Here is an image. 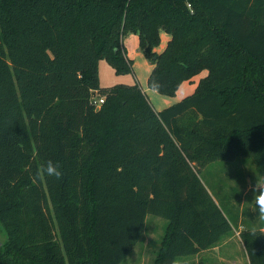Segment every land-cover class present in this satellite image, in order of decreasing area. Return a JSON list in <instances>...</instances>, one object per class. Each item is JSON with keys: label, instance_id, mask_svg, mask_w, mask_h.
Here are the masks:
<instances>
[{"label": "trees", "instance_id": "1", "mask_svg": "<svg viewBox=\"0 0 264 264\" xmlns=\"http://www.w3.org/2000/svg\"><path fill=\"white\" fill-rule=\"evenodd\" d=\"M130 34L148 89L194 92L157 112L137 84L100 88L99 61L132 71ZM236 158L264 181V0H0V264H121L148 215L167 221L154 264H178L231 232L198 170ZM49 160L60 179L37 178Z\"/></svg>", "mask_w": 264, "mask_h": 264}, {"label": "rangeland", "instance_id": "2", "mask_svg": "<svg viewBox=\"0 0 264 264\" xmlns=\"http://www.w3.org/2000/svg\"><path fill=\"white\" fill-rule=\"evenodd\" d=\"M130 38L125 42L124 48L126 52V57H128L129 60H131L132 65V71L125 75H116L114 70L103 60L99 61L101 64V81L100 86L102 88H109L114 85H135L136 83H139L140 88L148 89L147 88V80L148 77L153 69V64H151L144 55L140 52L138 48V39L137 36L130 34ZM161 44L158 47V50L161 51L163 47L166 44V41L168 39V36L161 32ZM103 67V68H102ZM201 76H204L201 74ZM198 78V77H197ZM150 90V89H148ZM179 90V89H178ZM143 91V90H142ZM152 91V90H150ZM191 91V90H190ZM144 92V91H143ZM155 92V91H154ZM178 92V93H177ZM176 94L172 97L170 96H164L159 93H148L149 102L153 106V109L158 111L163 107L165 102L169 103L171 100L177 99L178 96L180 98L178 101L174 102L173 104L179 102L184 97H187L188 95H191L193 91L190 92V94H183V91L180 89V91H177ZM146 95V93H145ZM99 96L98 93H94L93 97ZM147 96V95H146ZM147 97V98H148ZM171 104V105H173ZM170 105V106H171ZM243 162L244 168L247 169L246 173L238 170L237 174L239 177L236 179V184H234L232 187H235L237 193H238V206L232 207L233 205L230 203L231 196L227 192L230 190L232 191V188L223 186L224 181L222 180V175L219 172V167L229 165L232 162H215L212 164H209L205 167L203 171H201V177L208 182H212L214 185H208V189L215 195L218 206L225 211L226 215L232 219L231 221L234 222L233 214H240L242 215V221H241V227L246 228L245 230L252 229L248 226V218H247V211L246 208H250L251 203H253L252 199V193L250 190L247 189L249 187L247 184V175L248 174H255L254 164L251 159L247 158H238L236 159L234 165L239 164ZM236 172V171H235ZM227 174V173H225ZM213 176L216 180H209L208 177ZM224 176V175H223ZM208 178V179H207ZM251 188V187H249ZM247 189V190H246ZM222 196V198H221ZM243 207L242 210H240V207ZM245 208V209H244ZM254 209V208H253ZM233 210V211H232ZM148 221L144 227V233L142 234V237L140 241L135 245V247L132 249V251L129 253V255L126 257V259L121 264H154V260L156 258L159 245L162 240V235H164V230L167 225L166 220L155 217L152 215H148ZM236 223H232V227L236 228ZM232 228V229H233ZM243 231V230H242ZM152 234V236H151ZM240 236V235H239ZM5 240V235L2 229L0 228V242ZM238 237L235 238L230 243H227L224 245L221 249V257L222 259H225L226 261L229 260H237L239 264H248L246 261V257L244 256L243 250L240 249L239 243H238ZM1 242V243H2ZM160 242V243H159ZM0 243V244H1ZM191 256L188 257H179L176 259V263H183V262H190ZM210 258V257H209ZM213 257L211 256L210 260L212 261ZM213 262V261H212Z\"/></svg>", "mask_w": 264, "mask_h": 264}, {"label": "crops", "instance_id": "3", "mask_svg": "<svg viewBox=\"0 0 264 264\" xmlns=\"http://www.w3.org/2000/svg\"><path fill=\"white\" fill-rule=\"evenodd\" d=\"M130 36L131 35H128L126 38H124V40H123V47L125 45V42L130 38ZM98 78H99V86H100V81H101V64H100V62L98 63ZM197 80H198V78L195 77L193 79V81L183 83L179 87V90L178 91H180V89H181L183 91V94H190L191 91L195 90ZM136 84L138 86H140L139 83H136ZM100 88H102V87L100 86ZM141 89L144 91V93H146L147 97H148V93H151L152 95L155 96V94H153V93H156V92L150 91L148 89H143V88H141ZM179 98H180V96H178L177 99H175V100H171V102H169V103L165 102L164 105H162L163 107H161V109H159L158 111H161V110L169 107L171 104H173L174 102L178 101ZM148 99H149V97H148ZM236 159H238V158H236ZM236 159L233 160V161H230L232 163H230L229 165L221 166L218 169L219 172L221 173L220 175H222V180L224 181L223 186L232 188V191L231 192H230V190L227 191V192L232 197L231 200H230V203L233 205L232 206L233 208L235 206H237L239 208V206H238V196L239 195H238L235 187H232L234 184H236V179L239 177V175L237 174V171L238 170H241V171H243V172L246 173L247 169L249 168V164H248V168H244L243 162L234 165ZM213 163H215V162H213ZM210 164H212V163H210ZM208 165H206V166H208ZM206 166H204V167H202V168H200L198 170L199 178H200L201 182L203 183V185L208 190V192L210 193V195L212 196L213 200L216 202V204H218V201H217L215 195L208 189L209 188L208 185H214V184H212V182H208L207 180H205V179H203L201 177V175H202L201 174V171H203ZM225 173H227V174H225ZM208 178H209V180H216L215 177H213V176H210ZM247 178H248L247 179V183H248L247 185L249 187H251L255 183L256 179L259 180V181H262L257 176V174L256 175L255 174H248L247 175ZM249 187H247L248 190H250ZM221 198H222V196H221ZM253 208H254V202L251 203L250 208H248V209L246 208L247 215H248L247 216L248 222H249V224H251L248 227H250L252 229H255V230L264 229V222H261V221H259L256 218V215H255V212H254V209ZM242 209H243V207L241 205L240 210H242ZM233 215H234L233 218L235 219V222L234 223H236L235 226L237 225L238 227H236V228H233L232 227L233 229L231 230V232L228 233V234H226V235H224V236H222L220 238V240L216 244H214L212 247H210V248H208L206 250L200 251L196 255H192L191 257H189L190 258V262H183V263L184 264H239V262L237 260H229V261H226L225 259H222V257H221V249H222V247L224 245H226L227 243L232 242L233 240H235V238L238 237V240L237 241L239 243V247H240V249L243 250L244 256L246 257V261L249 264L248 258H247V255H246L245 248H244V246H243V244H242V242L240 240V236H239L240 233L242 232V230L244 231L246 229V228L241 227L242 215H241V213L240 214H237L236 213V214H233ZM147 221H148V217H146V219H145V222H144V225H143L142 234L144 233V227H145ZM165 229H166V227H165ZM164 232H165V230H164ZM142 234H141V237H142ZM151 236H152V234H151ZM141 237H140V239H141ZM162 237H163V235H162ZM140 239H139V241H140ZM211 256L213 257L212 258L213 259L212 260L213 262L210 260ZM178 264H180V263H178Z\"/></svg>", "mask_w": 264, "mask_h": 264}, {"label": "clouds", "instance_id": "4", "mask_svg": "<svg viewBox=\"0 0 264 264\" xmlns=\"http://www.w3.org/2000/svg\"><path fill=\"white\" fill-rule=\"evenodd\" d=\"M43 174L49 178L60 179L62 177V171L60 165L51 160L47 161L37 173V178ZM250 191L252 193V201L254 202V212L256 218L264 222V181L256 179L255 183L251 186ZM261 235H264V229H260ZM251 235L256 236V230L253 229L250 232Z\"/></svg>", "mask_w": 264, "mask_h": 264}, {"label": "built area", "instance_id": "5", "mask_svg": "<svg viewBox=\"0 0 264 264\" xmlns=\"http://www.w3.org/2000/svg\"><path fill=\"white\" fill-rule=\"evenodd\" d=\"M103 102H104V97L102 96H96L91 98V103L96 108H99L103 104Z\"/></svg>", "mask_w": 264, "mask_h": 264}]
</instances>
